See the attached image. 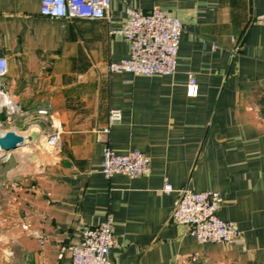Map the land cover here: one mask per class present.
<instances>
[{
  "label": "crops",
  "instance_id": "0c3cea01",
  "mask_svg": "<svg viewBox=\"0 0 264 264\" xmlns=\"http://www.w3.org/2000/svg\"><path fill=\"white\" fill-rule=\"evenodd\" d=\"M40 2L0 0L3 81L17 108L0 123L25 145L43 148L55 132L59 142L15 182L14 167L4 171L0 264H67L80 228L107 216L110 264H264V0H110L101 19L46 17ZM127 6H159L181 21L173 75L109 72L129 55L112 33ZM112 108L121 120L103 134ZM105 144L143 152L150 173L105 178ZM165 179L175 190L163 192ZM182 186L218 191L217 215L244 243H199L172 222Z\"/></svg>",
  "mask_w": 264,
  "mask_h": 264
},
{
  "label": "built area",
  "instance_id": "2783aa9c",
  "mask_svg": "<svg viewBox=\"0 0 264 264\" xmlns=\"http://www.w3.org/2000/svg\"><path fill=\"white\" fill-rule=\"evenodd\" d=\"M109 6L110 0H41L40 14L51 18L101 19L106 16ZM181 29V21L159 6H153L147 11L127 6L122 25L112 33L126 41L129 55L110 62L109 72H129L135 76L173 75ZM7 69V59L0 55V112L10 115L17 108H13L3 81ZM185 89L187 96H197L199 87L193 73L187 75ZM120 120L121 110L110 109L107 124L100 132L108 134L111 124ZM58 142L59 133L55 132L47 135L44 145L49 152ZM102 154L101 172L105 178L113 174L133 178L148 175L151 171L149 157L137 149L116 153L105 144ZM162 190L169 193L175 189L165 179ZM176 191L178 196L174 200L171 221L184 226L187 233L199 243H244L242 231L237 224L218 217L217 211L223 202L218 191H195L188 186H182ZM115 245L113 221L107 216L95 226L80 228L76 240L66 247L69 256L67 264H110V250Z\"/></svg>",
  "mask_w": 264,
  "mask_h": 264
},
{
  "label": "rangeland",
  "instance_id": "374dc122",
  "mask_svg": "<svg viewBox=\"0 0 264 264\" xmlns=\"http://www.w3.org/2000/svg\"><path fill=\"white\" fill-rule=\"evenodd\" d=\"M2 129H6L2 127ZM48 152L45 148V145L42 148V145H35V144H27L23 145L17 149H14L13 151H10L7 153V157L3 160H0V203H2V186L5 181H8L7 177H5L4 171L5 169L10 166L14 167L15 172L13 173L12 178L14 182L17 180V172L20 170L21 166L30 167L33 166L36 163V160L38 157H40V154ZM19 167V169H18ZM11 178V177H10Z\"/></svg>",
  "mask_w": 264,
  "mask_h": 264
},
{
  "label": "water",
  "instance_id": "95a60500",
  "mask_svg": "<svg viewBox=\"0 0 264 264\" xmlns=\"http://www.w3.org/2000/svg\"><path fill=\"white\" fill-rule=\"evenodd\" d=\"M25 143L23 135L13 129H2L0 124V160L6 158L7 153L25 145Z\"/></svg>",
  "mask_w": 264,
  "mask_h": 264
},
{
  "label": "bare ground",
  "instance_id": "6f19581e",
  "mask_svg": "<svg viewBox=\"0 0 264 264\" xmlns=\"http://www.w3.org/2000/svg\"><path fill=\"white\" fill-rule=\"evenodd\" d=\"M0 154H1V150H0ZM7 156V154L5 155V157Z\"/></svg>",
  "mask_w": 264,
  "mask_h": 264
}]
</instances>
